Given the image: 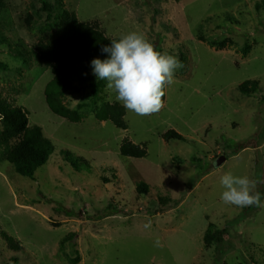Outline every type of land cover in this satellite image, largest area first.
I'll list each match as a JSON object with an SVG mask.
<instances>
[{"label": "rangeland", "instance_id": "rangeland-1", "mask_svg": "<svg viewBox=\"0 0 264 264\" xmlns=\"http://www.w3.org/2000/svg\"><path fill=\"white\" fill-rule=\"evenodd\" d=\"M0 1V91L55 145L35 178L23 176L6 158L0 119V264H264V206L220 199L227 172L256 179L264 194V0H47L50 11L43 0ZM62 9L179 56L158 112L125 109L127 128L99 120L97 106L122 103L107 81L94 91L91 67L63 96L81 119L50 109L53 73L37 45L57 33ZM171 129L183 139H167ZM126 138L146 156L123 155ZM64 150L88 164L73 166ZM211 227L224 230L220 243L206 241Z\"/></svg>", "mask_w": 264, "mask_h": 264}, {"label": "trees", "instance_id": "trees-1", "mask_svg": "<svg viewBox=\"0 0 264 264\" xmlns=\"http://www.w3.org/2000/svg\"><path fill=\"white\" fill-rule=\"evenodd\" d=\"M0 4L2 2L0 1ZM44 9L50 11L51 5L47 0H43ZM59 14L58 31L56 34L49 37H42L37 45L41 54L49 63L53 78L47 84L45 89L46 102L50 109L63 117L69 118L72 121L80 120L81 116L76 112H70V109L63 103V96L66 90L75 88L74 80L83 69L88 70L91 65L90 61L96 57H104L100 47L104 44H109L111 40L119 37H109L101 29L96 22L81 21L76 13L67 9H62ZM52 13H48L51 18ZM51 24L43 26L41 31L49 29ZM159 50L160 46H159ZM94 91H97L99 86L105 83L106 80H96L93 74L90 73L87 77ZM253 88H243L244 93L250 94V91L257 89V83H253ZM164 96L162 97V104ZM96 117L99 120H110L117 127L127 128V122L124 118L125 108L118 104H110L105 102L96 107ZM0 119L4 123V131L1 137L7 144L6 158L12 162L18 173L23 176L35 178L36 171L44 166L55 150L53 141L47 137L43 129L38 124H29L28 112L23 107L17 105L15 101L9 100L0 91ZM167 139L173 137L183 139V136L171 129L165 133ZM120 151L125 156L143 157L147 154L146 145L134 143L126 138L121 144ZM63 153L75 167H80L88 162L81 156H75L68 150ZM194 162L195 159H193ZM138 190L146 192L148 184L140 181ZM160 203L165 204L171 202L167 199H160ZM179 200L172 201V205H178ZM205 235L208 243L216 241L220 243L223 240V231L213 227ZM2 235L9 245L13 248H19L20 243L15 240L12 235L6 231H2ZM223 249L220 248V254Z\"/></svg>", "mask_w": 264, "mask_h": 264}, {"label": "clouds", "instance_id": "clouds-1", "mask_svg": "<svg viewBox=\"0 0 264 264\" xmlns=\"http://www.w3.org/2000/svg\"><path fill=\"white\" fill-rule=\"evenodd\" d=\"M100 51L104 57L96 56L90 61L92 74L97 80L107 81L106 87L125 109L141 116L160 110L166 85L173 83L176 71L183 66L178 55L156 49L138 31L101 45ZM257 183L250 176L227 172L220 177V199L239 208L264 206V194L256 190Z\"/></svg>", "mask_w": 264, "mask_h": 264}, {"label": "water", "instance_id": "water-1", "mask_svg": "<svg viewBox=\"0 0 264 264\" xmlns=\"http://www.w3.org/2000/svg\"><path fill=\"white\" fill-rule=\"evenodd\" d=\"M226 160V156L225 155H220L217 160H216V165L219 166L221 165V163Z\"/></svg>", "mask_w": 264, "mask_h": 264}]
</instances>
